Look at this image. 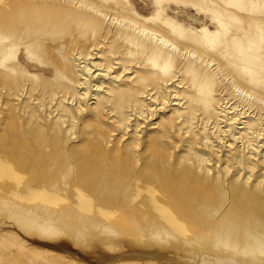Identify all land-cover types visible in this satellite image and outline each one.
Masks as SVG:
<instances>
[{
    "label": "rangeland",
    "instance_id": "rangeland-1",
    "mask_svg": "<svg viewBox=\"0 0 264 264\" xmlns=\"http://www.w3.org/2000/svg\"><path fill=\"white\" fill-rule=\"evenodd\" d=\"M140 246L264 263V0H0V264Z\"/></svg>",
    "mask_w": 264,
    "mask_h": 264
},
{
    "label": "bare ground",
    "instance_id": "bare-ground-1",
    "mask_svg": "<svg viewBox=\"0 0 264 264\" xmlns=\"http://www.w3.org/2000/svg\"><path fill=\"white\" fill-rule=\"evenodd\" d=\"M117 22H119V20H117ZM153 36L156 37V35H153ZM157 40L162 45H165V46L169 45V42L166 39H162V38L158 39L157 38ZM170 46H172V45L170 44ZM136 248L139 250L135 251V253H133V251H132L131 254L129 253L127 255H122V256H120V255L119 256L114 255V257H112V256L107 257L106 256L102 260H97L98 259L97 258L96 263H99V264H101V263L105 264V263H111V262H113V263H120L121 262L122 263V261L126 260V259H129V260L130 259L131 260H133V259L150 260L153 262L157 261V263H160V264L161 263H164V264H196L197 262H198V264H254L258 261V258L256 255H250V254L249 255L241 254L240 259H243L246 261H240V259H235L233 257L232 258H228L227 256L226 257H221V256L219 257V256L213 255V254L212 255L201 254L200 252L199 253L194 252V253H188V254L186 253L187 254L186 259L189 261H186V259H185V261L184 260L181 261V259L174 260V258H173L174 261H172L171 256H173L174 251L172 252L173 253L172 255L170 254L171 251L169 253H167V251L166 252L163 251L164 252L163 254H158L157 252L155 253L154 250H153V252L151 250H148L147 248H149V247L140 246V247H136ZM70 249H72V247ZM68 252H70V251H68ZM104 255H106V254H104ZM174 256H176V255H174ZM183 256H185V254ZM102 257H104V256H102ZM99 259H100V257H99ZM192 260H196V262L192 263ZM93 261L95 263V260H93ZM103 261H105V262H103Z\"/></svg>",
    "mask_w": 264,
    "mask_h": 264
}]
</instances>
